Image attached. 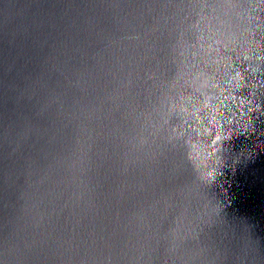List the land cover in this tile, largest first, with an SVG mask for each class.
Here are the masks:
<instances>
[{"label": "water", "instance_id": "obj_1", "mask_svg": "<svg viewBox=\"0 0 264 264\" xmlns=\"http://www.w3.org/2000/svg\"><path fill=\"white\" fill-rule=\"evenodd\" d=\"M150 3L171 15L153 23L143 6ZM202 6L0 0V237L36 239L44 264L69 255L49 247L53 238L79 242L86 264H264V115L255 113L260 135L230 141L235 152L255 151L210 189L224 219L205 225L199 243L167 247L174 218L183 226L195 202L179 194L187 178L181 141L154 140L153 120L170 101L200 98L204 75L223 85L225 58L243 68L247 46L234 0H214L198 41L190 23ZM258 95L264 104V90Z\"/></svg>", "mask_w": 264, "mask_h": 264}, {"label": "clouds", "instance_id": "obj_2", "mask_svg": "<svg viewBox=\"0 0 264 264\" xmlns=\"http://www.w3.org/2000/svg\"><path fill=\"white\" fill-rule=\"evenodd\" d=\"M213 2L214 0H193V4L207 6L195 9L196 19L190 23V27L200 33L197 35L198 41L205 38L201 21L207 20L210 24L216 14V9L211 7ZM234 3L236 7L233 11L244 21V33H247V46L241 53L243 60L240 61L243 68L234 63L230 56L226 57L230 70L226 73L223 85L211 75H204L197 87L200 98L181 96L179 103L170 101L166 110L161 111L158 118L153 120L156 128L153 133L154 140L162 139L168 144L176 140L181 141V155L187 178L179 194L182 201H186L188 205L195 202V212L190 217H184L183 226L180 224V217L174 218V226L167 237L169 250L174 251L186 238L199 243L200 232L205 225L211 227L224 219L221 214L224 204L210 189L225 168L234 167L241 155L251 156L255 151L245 145L239 152H235L230 141L233 136L241 134L245 137L252 133L260 135L257 132L256 118L252 114L264 115V104L261 102V95H258V90H264V67L261 66V62H264V43L260 39L264 37V0H234ZM157 5H143L154 12L153 23L171 15L166 14L164 9ZM110 6L116 9L122 7L119 4ZM120 18L114 13V19ZM153 23L146 28H151ZM233 39H236L235 35ZM189 45L194 46V43L187 42L185 47ZM257 143L264 144V141ZM181 228L184 229L183 232ZM70 240L74 241V237ZM47 243L53 251L69 253L66 258L62 255L58 264H86L84 256L80 253L79 242L69 243L66 247L64 238H53ZM37 246L38 241L34 238L18 240L14 232L5 234L0 237V264H44L36 254ZM77 254L79 259L75 258ZM171 264H176L175 259ZM239 264H255V261L240 257Z\"/></svg>", "mask_w": 264, "mask_h": 264}]
</instances>
